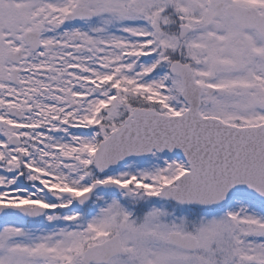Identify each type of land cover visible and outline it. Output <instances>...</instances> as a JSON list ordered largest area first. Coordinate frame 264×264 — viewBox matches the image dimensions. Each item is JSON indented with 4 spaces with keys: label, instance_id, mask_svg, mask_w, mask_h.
Instances as JSON below:
<instances>
[{
    "label": "snow or ice",
    "instance_id": "1",
    "mask_svg": "<svg viewBox=\"0 0 264 264\" xmlns=\"http://www.w3.org/2000/svg\"><path fill=\"white\" fill-rule=\"evenodd\" d=\"M0 264H264V0H0Z\"/></svg>",
    "mask_w": 264,
    "mask_h": 264
}]
</instances>
